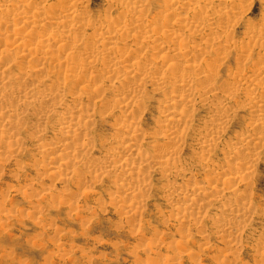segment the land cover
<instances>
[{"label":"rangeland","instance_id":"obj_1","mask_svg":"<svg viewBox=\"0 0 264 264\" xmlns=\"http://www.w3.org/2000/svg\"><path fill=\"white\" fill-rule=\"evenodd\" d=\"M7 1L9 2V0H7ZM156 1L158 3H160V0L159 1L156 0ZM156 1H154V2L152 1L150 3V5L147 7L150 12L154 11V14L157 12V8H156L157 6L155 4ZM10 2H12V1L10 0ZM48 2H50L52 5H54V7H57V6L59 7L58 4L60 2L58 0H49ZM194 2L195 1H192L191 3L193 4ZM50 3H48V4H50ZM64 3L65 2H63V3L61 2L60 4L65 5ZM82 3H84V4H82ZM79 4H81V5H79ZM247 4L248 5L245 6L247 8L244 7L245 10L243 9V11L241 12L242 15L240 16V18L242 21L239 24L233 26V29L230 30L231 32H228V33H230L229 34L230 35L229 41L231 42V40H233L232 43L233 44L235 43L236 45H238L240 42L243 44L242 40L246 39V36H245L246 32H244L246 30L243 27L246 28L248 26L249 27L253 26L255 28V27H257V25L259 26L260 24L263 23V22H261L262 20L264 21V18H263V16H264V9H263L264 0H253V1H250V3L248 2ZM77 6H80V7L82 6V7L80 8ZM153 6H156V7H153ZM85 8L87 9V11ZM105 8H106V11H105ZM154 8L156 9V11ZM215 8H219V6L217 5V6H215ZM23 9L26 10V8H23ZM73 9L75 10V11L73 10L74 12L78 13L79 11H85V13L87 14V15H85V13H84L82 20H81V23L83 20H86L83 22L84 23H87V22L90 23V21H91V24L94 23L93 24L94 26H101V25L103 26L112 17H113L112 19H114V17H115V19L117 20L116 16H113V15H116V13L115 12L112 13L113 11H111V12L109 11V9L106 7L105 0H81V3H78L76 6L74 5ZM82 9H85V10H82ZM109 13H110V15H112L111 17L109 16ZM106 15L109 17H107ZM86 17H89V19H87ZM261 17H262V19H261ZM102 19H104L105 21ZM115 19L112 21H115ZM99 20H101V21L99 22ZM115 22L120 25L121 20L119 23H118V20ZM84 23H82V24H84ZM246 23H247V25H246ZM121 25H122V23H121ZM8 27L9 26H6V27L0 26V32H1L0 38L1 39H2L1 36H3V33L5 34V32H6L7 36L12 35L11 37H14L15 40H16V37L19 38L18 42H22L24 40H25L24 43L26 42V38L29 37V32H30L29 29L28 30L25 29L23 31L25 33L20 32L21 34L20 33L19 34L22 35V37L21 36L18 37V35L13 36L14 34L10 33L11 30ZM24 27H27V25H25ZM5 28L9 29L10 31L5 29ZM1 29L2 30L4 29V30L2 31ZM92 30H91V28L81 29L78 31L76 29L75 30L71 29V31L68 32L69 34L67 33L68 34L67 35L68 36V40H67L68 42L66 41L67 43L65 42V44H67L68 46L66 45L67 46L66 48L59 50V51H54L53 46H52L51 49H48L46 51L45 55L49 56V57L45 56L46 60H44V59L40 60L41 56L39 57L38 60L35 59V61H32L30 59V57L29 58H20V60L18 59V61H19L18 65L13 66L9 70L10 73L11 72L13 73L15 70L17 71L23 65L26 67L27 66L31 67V66H34L38 63L39 64L38 66L41 67V70L43 67L45 69L43 68V70H44V71L42 70L43 73L40 72L39 74L35 75L34 78H36L37 80L39 79L41 81V83L44 82V80H45V82L42 83V86L46 85L47 88H46V86H43V87H45L44 89L50 90L52 88V86L54 85L52 80H54L56 86L58 85L60 91L62 89V91L64 92L65 90H63V88L68 89V90H66V92H64V93L62 92L63 95H67V97H66L67 100L64 98L65 101L63 100V103L68 107L72 106L71 101H68L69 100L68 99L69 93H81V95L83 94L82 95L83 96L82 103H84L83 105H86L88 107L90 106L89 109L91 108L90 110H93V111H91L93 117H91V119H90V121H91V123L89 125L90 127L88 126L89 131L87 130L86 131L87 134L84 135L86 137L81 138L84 136H80V137L76 136L68 144V146H72V145L75 146V143L76 142L79 143V141H81V143H79V144H82V142H83V144L84 143L88 144L87 149L85 150V153L82 152V154H81L78 152L79 154L74 155V158H76L75 160L77 161V163L74 160L72 163V166H71V168L73 167L74 172L76 171L75 173H79L78 175H80V173H82V174L78 177L77 174L75 175V173H71V172L69 173L67 171L66 173H64L65 176L64 175L60 176L61 180H59L60 177L58 178L57 175H56V177H57L56 178L54 175L47 173L49 170L50 171L52 170V168L55 166L56 161H58V159H60V157L57 156L55 158H52V160H49L48 156L53 155V152H54L53 150H51L52 151L51 154H50V151H48L49 154L47 153L46 155L45 154L42 155V152H40L42 144L44 145L46 143L44 146L51 145L54 147L55 145H53V144L56 143V141L60 139L59 138L60 136L58 134V132H59L58 127L59 126H57V124H56L57 121L54 123L55 120H52V121L49 120V122H46L44 124L45 126H43V127H45V128H43L41 126L36 127L37 125H35V123H34L35 126L32 124L33 120L35 118H33V120H30V118L25 117L21 120V122H23V123L19 124V127L21 126V128H19L17 130V139L19 141L17 140V142L14 144L17 146V149L15 148L16 146L14 147L13 144L10 147V149H12V147H13L14 150L16 151V153L13 152V153L9 154L11 156H6L3 158H0V168H1L0 169V190H1L0 191V193H1L0 194V214H1L0 215V225H1L0 226V264H192V263L193 264H196V263L197 264H214V263L215 264H245V263L246 264L247 263L248 264H253V263L254 264H256V263L260 264V261H259L260 259H261V263H262V261L264 262V258L262 260V256L259 258V256L261 255L260 254V245H261V242L263 241L261 232L264 231V223H263L262 218H261V214L264 212V135H263L264 131L261 132L260 130H258V131L256 130L257 135L261 136L260 139L262 138V140H259V141H262V142H260V145L262 144V146H257V144L256 145L254 144L252 146L249 145L250 148L248 149V151L250 149L251 150L253 149L252 151H255L257 153V155L255 153L254 156L252 157V161L253 162L255 161V163H250L251 164V171H249V173L245 175V178L247 177L245 180L247 183V187L243 188L242 184L238 183V188H239V190L241 189L240 192H242V193L244 192V194H245V199L243 201L246 204H248V203L251 204L250 205L251 207L249 206V204L247 205L250 207V208L248 207V209H249L248 214L249 215L251 214L250 216H248V218L249 219L251 218V219H250V221H249V219H247V221H246V219L244 221H242L241 225H245V226H240L241 229L240 228L239 229L241 231L239 229L236 231L239 235L236 232L233 233L234 235L232 234L235 237L237 235V237L239 238L238 239L236 237V239H235V237H234V240L239 241V243L236 241L237 245H238V248H236V250L231 249L228 246H226L222 237L220 238L219 236H217L216 233H214L215 232L214 231L215 229L213 227L214 224L211 223L214 221L213 219L215 218L214 213H213L214 212L213 209H214V206L217 204L213 199L215 198V200H217L220 196H216V195L209 196L208 198L209 199L211 198V199L210 200L208 199V201H207L208 204L205 207L204 206L200 207L199 213H197L195 215H191L190 217L188 215L187 216L188 218L186 217L184 219H182L183 217H181L180 222H179V216L181 214L176 211L177 209L181 208V206L184 205L185 202H188L187 199L189 198V194H190V192H189L190 190H188V189H190L189 187L191 184H195V182H197V183H202V184L206 183L205 185H207V184L213 185L218 180V182L220 184L218 182L216 184L219 186V185L223 184L221 182L222 178L219 177V174L223 173L226 170L224 168H227V170H229L228 171L229 173L232 171L234 172V170L237 169V168L234 170L231 169L232 165L229 164L231 161L233 162V159L235 156H232L230 150L228 149L229 148L228 144L236 143L235 141L236 140L238 141V138L244 136L247 127H250V125H251L252 119L250 117L251 115L248 114V110L247 109L244 110V108L241 107V105L247 101V98L244 97V96H246L244 94L245 93L244 89H248L250 87L248 85H245L247 83H240V84H236L238 87L236 90L235 89L236 86L234 85L235 86V88H234V86L232 85L233 79L235 80L237 78L236 75H238L241 70H242L241 71L242 74L240 72V74L238 76L241 75V76L247 77V74H248L249 78H252V76H255L256 77L255 83L258 82L260 85L258 88L261 87L260 88L261 91L260 90L258 91V89H257V90H255L256 91L255 94L256 95L260 94L261 96L258 95L260 98L264 96L263 95L264 92L262 94V91L264 90V75L257 74L258 73L257 72L258 64H259V62H261L260 60H258L257 57L259 56V59H263L262 58L264 56V54H263L264 53V47H262L263 45L261 46L262 48L260 50H259V48H254V49H251L252 51L251 50L250 51L245 50V52H242L241 54L238 53L239 56L244 55L245 57H248V59L250 58L248 62L246 60H245L246 62L242 60L244 56L243 57L240 56V57H242V58H240V60L242 62L239 61V58H238L239 56H236V54L233 53L234 51L233 52L230 51L229 44H228V47H224V46H223V48L218 47L217 48L218 52H216L217 49L215 47H214V49H212L213 46L210 47V50L211 49L214 50V52L218 53L220 56L219 61H217V62L215 61L218 66L216 67V65H214L215 62L211 66V67H213V69L215 71H217L218 82H217V79H215V81H214L215 85L214 86L217 88L218 93L219 94L221 93L220 95H225L226 93L223 91L227 90V88H231V86H232V89L234 88L236 90V91H234V92H236L235 94L238 95V97H237L238 102L241 101V102H239L240 105L236 101L235 102L233 101L232 104L231 103L229 104V106H231L234 111L230 107V109L225 112L228 119H226L223 122L225 125L221 123L220 124L221 126L219 127L220 128V134H221V132H223V133L221 135L218 134L219 136L217 135L218 138L215 140L216 142H214L212 144L213 147H209L210 149H208L209 151H206V153L204 151H201L202 150V148H200L201 144L198 141L201 140V137H204V132L207 131V129L204 128L205 127V121L208 119L209 116L211 117V114L212 115L214 114V110L211 109V111L210 110L208 111V109H210V107H202L200 104H197L196 107L198 105L200 107V108L194 107V110H197V111H194V110L189 111L188 115L186 114L187 120H189V122H185V123H187L186 125L184 124L183 126H180V130H179V128H177L178 130L176 129V132H174V135L180 136L182 134V138L180 136L177 139L178 142L176 141L177 143H179V145H177L179 149L177 148L173 154L174 159H176V162L174 160L175 163L171 164L173 166V168H172L173 171H172V169H170L172 167L171 165L168 167V171L170 172L171 175L169 174V176H167L168 174L161 173L158 170H152V168L149 169L148 173L147 172L138 173L137 178H139L140 180H143V179L146 180V181L143 180L142 183H144V185L147 187V190L145 191L144 196H142L136 200L137 202H140V203H138L136 206H134L135 207L134 209L130 208V210H129V208L125 209L124 207L130 202H127V200H125L124 198L121 200L122 197L120 198V196L118 195L117 190H116V184H117L116 181H117V179H120L119 177L114 176V175H110V174H106V173L104 174V172L102 170H99L98 173H91L90 170L89 171L87 170L89 172V173H87V171H86V169H88V165L91 164V162L92 163L95 162L94 164H96V163L99 164L100 161L102 160L103 156L106 154V152L111 147L113 148L114 144H116L115 141L117 140V138H114V137H116V136H114L115 135L114 134V128H115L114 124L117 123L118 119H119V121L121 120V118H120V116L122 115L120 113L121 109L115 110V113L113 115L111 114V116L108 115L110 113L107 114L108 116L105 114L106 115V117H105L104 112H102V111L106 112V110H102L100 105H102L104 107L103 109L108 107L107 105H110L112 103V99H113V97H112L113 93L111 94V89L119 91V90H123V88L118 87L117 84H112L113 83V79L111 78L112 76L108 77V78H107V76H105L107 74V73H105V62L99 61V58H98L99 55H98V57H97V55L95 56L97 62H95L93 64V67L90 70H88V71H91L90 72L91 74L90 73H82V70L79 68V66L81 65L79 63H81V61H78V59L80 60V58L82 57V54L84 55V53L86 52L85 47H87L89 43L85 44V42H82V41H84L85 38L88 36L90 37V44H93L95 46V48L98 50L101 49L98 52L104 53V52H106V50L108 52L111 49V51H109V52H114V53L118 54V52L123 53L125 51L123 53V55H125V54H126L125 56L131 55L130 57L129 56H127V57H129L130 59L132 57L133 61L127 60L128 61V63L126 62L127 64H129V62L130 63L134 62L135 59L138 57L137 55H139V57L140 56L142 57V55H143L145 57H142L141 60L139 59L142 63L147 64V63L154 61L155 63L158 64L160 69L161 68L163 69L164 68V62L160 61L161 60L160 57H163V56H161L159 54L156 55L154 52H156V53H158V52L156 50H151L150 48L143 50L142 48L146 47V46H142V48H141L142 50L132 48V47H135L136 44H134L135 43L134 39H129V38H127V40H126V39H122V38L118 37L119 39L124 40V41L120 40L122 45L120 44L119 39L117 38L114 40V42L116 41L119 43H113V44L119 45V46H114L112 44V45H109L110 47L108 48L107 44L96 43V40H94V38H96L97 33H99V32L97 31V29H94L95 33L97 31V33L95 35V33H93ZM27 31H29L28 34H26ZM34 31L35 30H32L33 34L37 35L36 34L37 32H34ZM7 32H8V34L9 33L10 34L8 35ZM39 33L44 35L45 31L42 32V30H38V34ZM71 35L74 38H76L77 40L73 39V37ZM93 35H95V36H93ZM79 36H81L82 38ZM91 36H93V37H91ZM192 36L193 37L191 39L192 40L194 39L193 40L194 45L197 43L199 44V42L201 40L200 36L198 35L197 36L198 38L194 35H192ZM244 36H245V38H244ZM20 37L23 40H20ZM32 37H33V35H32ZM77 37H79V38H77ZM33 38H31V39L27 38V42L28 41L30 42V40L34 41L38 37H35L34 40H33ZM58 39H60V38H58ZM69 39H71V41H69ZM198 39H199V41H198ZM125 40L127 41V43H125L126 42ZM130 40L133 41L134 43L131 42ZM235 40L238 42V44H237V42H234ZM70 42H71V44H70ZM78 42H79V44H78ZM123 42H124V44H123ZM72 43L74 45H72ZM130 43H132V44H130ZM241 43H240V45H241ZM69 44L71 45V47ZM80 44L83 45V47L80 46ZM7 45H9V44H7ZM75 45H77V47ZM102 46L105 48H103ZM113 46L115 47V50H114ZM117 47L119 48L120 51H117V49H118ZM123 47H125V50L120 49ZM128 47L131 50L133 49L132 51L134 53H132V51ZM67 48H71V49H69L67 52H65L67 50ZM126 48L129 51H127ZM72 49L76 50V51L81 49L82 51L80 50L81 53H79V54H78L79 51L78 52L73 51V54H75L74 52H76L78 55L75 54V55L71 56L72 52L70 53V50L72 51ZM206 49L209 51L208 48H206ZM206 49L204 51L207 53ZM138 51H140V53ZM144 52H146V53H144ZM137 53H139V54H137ZM232 53L234 56L232 55ZM69 54L71 57H73V59L76 60V62H75V60H72V62L70 60L67 61L66 58L68 57V59H69V57H70ZM261 54H263V55H261ZM76 55L77 56L80 55L81 57L79 56L80 58L78 57L76 59V57H77ZM118 55L121 56L122 54H118ZM133 55L134 56L136 55L137 57L135 56L136 58L135 57L133 58ZM221 55H223V56H221ZM194 56L195 55L191 56L192 58L190 59L193 64L196 62L197 63L199 62V60H197L198 58H196V56L195 57ZM202 56L203 55H201L199 57H202ZM167 57H169V54H167ZM205 57H207V56H205ZM236 57H237V59H236ZM151 58L153 59V61ZM61 59H64V60L62 61ZM251 59L255 63H253ZM162 60H163V58H162ZM236 60H237L238 65L236 63ZM250 61L252 64L250 63ZM58 62H61V63H58ZM67 62H71V63L67 64ZM77 62H79V63H77ZM218 63H220V65ZM62 64L65 67H66V65H68V66L65 68ZM101 64H102V66H101ZM72 65H73V67H71ZM95 65L96 66L98 65V66L96 67ZM161 65H163V66H161ZM18 66H19V68H17ZM56 66H57V68H56ZM59 66H61V67H59ZM235 66L237 69H235ZM62 67H63V70L60 69ZM102 67H104V68H102ZM64 68L67 69V71ZM96 68H97V70H96ZM79 69H80V71H79ZM100 69H102L104 71L101 70L102 71V73H101V71H99ZM252 69H256V70L254 71ZM68 70L71 72H69ZM62 71H63V73H61ZM233 71H235V72H233ZM236 71L238 74L236 73ZM68 72H69V74H68ZM72 72H73V74H72ZM230 72L232 73V75H230ZM252 72H254V75ZM51 73H52V75H51ZM55 73L56 74L58 73V74L56 75ZM119 73H121V72H119ZM119 73H117V74H119ZM243 73H244V75H243ZM250 73H252V74L249 76ZM64 74L67 75L68 78H65L67 76H65ZM39 75H41V77H42L41 79H40ZM70 75H71V77H70ZM103 75L107 79H105L103 77ZM151 75H154V74H151ZM234 75H235V77H234ZM53 76L55 79L53 78ZM72 76H74L75 78L77 76L76 80ZM95 76H97L99 78H96ZM230 76L231 77L233 76V79L229 78ZM44 77H46L48 80H51L52 83L50 81L49 82L46 81L47 79L46 78L44 79ZM60 77H62V78H60ZM69 77L72 79L74 78V80L72 81V79H70ZM248 77H247V79H248ZM95 78H96V81H95ZM219 78H221V79L223 78V79L219 80ZM66 79H68L72 83L71 82L69 83V81H64ZM77 79H80L83 83L80 82V80H79V82L81 84L80 83L77 84L78 83ZM91 79H93V80H91ZM100 79H101V81L99 82ZM39 80H38V82H39ZM56 80L57 81L59 80L58 83L56 82ZM91 81H93L92 85L94 83L96 84V82L98 85L90 86ZM33 82H34V79L27 81L26 85L31 84ZM46 82H47V84H46ZM65 82H67L68 85L71 84V86H68ZM226 82H227V85L225 84ZM73 83H75V84H73ZM86 83H87V86H86ZM229 83L230 84L232 83L231 86L229 85ZM234 83H235V81H234ZM64 84H66V85H64ZM109 84L110 85L112 84L113 86H110ZM217 84H218V86H217ZM23 85H25V82ZM60 85H64V87H62V86L60 87ZM202 85H204V83ZM228 85L230 87H225ZM65 86H68L71 88L73 87V88H75V90H73V88L70 89V88L65 87ZM98 86H99V88H98ZM218 87L220 88L221 91L219 90ZM92 88H94V89H92ZM88 89H90L91 92H92V90H94V92L91 93L90 90H88ZM240 89H242L243 92L241 90L240 95H239L238 92ZM69 90H71V91H69ZM98 90L101 91L100 92L101 95H99ZM166 91L168 93L167 89H166ZM142 93H144V94H142V98H144V99H141L142 103H144V102H146V103H144V105L142 103H140V106H139V104H137V105H133V107L132 106L130 107V110H132V113L130 111L132 119H130L129 121L133 122V120L135 119L137 122V124H136V122L134 120L135 124L136 125L139 124L138 125L139 128L141 126L140 135H138L137 137L134 138V140H135L134 145H136L135 146L136 149L141 151L140 153H142V155L143 154H144V156L149 155L148 156L149 158L153 157V159H157V157L160 156L164 152V148L167 147L166 145H168V144H165L163 142H159L160 141V140H158L159 135L156 133L157 130H156V132L154 130L157 128L156 126L159 124L160 112L162 110V106L160 105V102H161L162 98L164 97V93H162V95H161L160 92L154 91V90L152 91L151 88H148V87L143 89ZM158 93H159V95H158ZM94 94L96 96H94ZM241 94H243V95L241 96ZM92 95L94 97H92ZM97 97H100V98H97ZM101 97L102 98L105 97L104 100ZM84 98H86V99L84 100ZM88 99H90L91 101ZM105 99H106V101H105ZM262 99H264V97L261 98V100ZM101 100L103 101V103H101L102 102ZM93 101H95L96 105H92ZM99 101H101V102H99ZM217 101H218L217 99H216V101L214 100V102H212V104L214 105ZM104 102L106 104H104ZM107 102L109 104H107ZM61 103L59 104V102H57L56 103V104H58L57 106H56V104L53 105V109L55 112H58V111L59 112L61 111V113L64 112L63 109H64L65 105L61 104ZM88 103H90L91 105ZM141 104L143 107L141 106ZM105 105H106V107H105ZM96 106L97 107L99 106L98 108L101 109V111ZM238 106L240 109H237ZM139 107H140V109H139ZM95 108H97L98 110ZM134 108H138V109L134 110ZM94 109L96 111V115L94 114L95 113ZM118 111H119V113H118ZM138 111H140V112H138ZM245 111H247V112H245ZM88 112H90V111H88ZM193 113H194V115H193L194 119H192ZM132 114H134V115H132ZM230 114L232 116H230ZM107 117H109V118H107ZM92 118H94V120ZM188 118H190V119H188ZM24 119H26L27 122ZM104 119H106V120L104 121ZM28 120H30V121H28ZM190 120H191V123H190ZM192 121L194 122L193 124H192ZM157 122H158V124H157ZM25 123H27L29 125H26ZM47 123H49V124H47ZM155 123L157 125H154ZM110 124H112V126ZM248 124H249V126H247ZM22 125L23 126L26 125V126H24L22 128ZM223 127H225L224 131H223ZM37 128H43L44 129V131L41 129L40 139L34 138L35 131L37 130ZM142 132H143V134H142ZM179 133H181V134L179 135ZM241 133H242V135H241ZM206 134H207V132H206ZM87 135H88V137H87ZM149 135H150V137H149ZM153 135L154 136L157 135L156 136L157 138L155 137L157 140L154 139ZM123 136H125V135L124 134L121 135L122 138L119 139L120 142L124 140ZM235 136L236 137L238 136L237 139ZM139 137L141 139H139ZM86 139H88V140H86ZM113 139H115V140H113ZM137 139H139L140 141L139 140L137 141ZM195 139H197V140H195ZM227 139L229 142L227 141ZM153 142H155V144ZM149 143L152 144L153 146L150 145ZM257 143L259 145V142H257ZM164 144H165V146H164ZM198 144H200V145H198ZM215 144H217V145H215ZM78 145L76 144V146H78ZM111 145H113V146H111ZM214 146H215V148H214ZM167 148H169V145ZM162 149H163V152H162ZM2 150H4V149L2 148L1 152H2ZM245 150H246V146H245ZM251 150L248 152V155H250V152H252ZM158 153H159V155H158ZM244 154L245 155L237 156V158H241L243 156L241 158V160L242 159L246 160L247 152ZM199 155H201V156H199ZM155 156H156V158H155ZM202 156L205 157L206 159L203 158ZM36 157H37V159H36ZM41 157L43 158V160L41 159ZM62 157L64 158L65 156H62ZM79 157H80V159H79ZM256 157H257V159L254 160L253 158H256ZM225 158H226V160H225ZM204 159H205V161H204ZM226 162H227V164H229V166L226 165ZM222 163L225 165H223ZM86 164H88V165H86ZM174 165L176 168L174 167ZM210 165H212V166H210ZM75 166H78L79 168H77V167L75 168ZM205 166L210 168V169H208V170H210V173L208 172V170ZM229 167H230V169H229ZM176 169H177V172H176ZM215 171L216 172L219 171V173L217 174ZM236 171H237V174H239V172L242 173L240 170H236ZM142 173H144V174H142ZM229 173H228V175H229ZM67 174L69 176H67ZM73 174L75 175L74 177H73ZM85 174H87V175H85ZM89 174H91V176ZM92 174L100 176V177H97V179H95L96 176H92ZM172 174H173V176H172ZM224 174L226 175L227 172L225 171ZM209 175H212L211 176L212 179L210 178ZM70 176L72 179L70 178ZM93 177H94V179H93ZM74 178H75V180H74ZM167 178L169 181H171L170 182V184L172 185L171 187H174L176 190L181 189L182 193L184 191V193L182 194L183 196L187 195V194L188 195L184 196L182 198H175V196H173L174 194L173 195L171 194L172 193L171 190L174 188L170 189V185H168V187H167V183H168V182H166ZM208 178H210L212 181L210 179L208 181L207 180ZM214 178L216 179L215 181L213 180ZM203 180L205 181V183H203ZM247 180H249V181L247 182ZM75 183H77V184H75ZM226 185H227V183H226ZM61 189L62 190L66 189L67 191H70V194L72 192L73 193L70 196L67 195L68 197H66V196L63 197ZM87 191H89L90 193H88ZM28 193H29V195H28ZM44 193H46V196ZM83 193L85 195L86 194L87 195L84 196ZM246 193L250 196V198L248 195H246ZM249 193H251V195ZM42 195H44V196H42ZM114 197L115 198L117 197L116 199L118 201ZM224 197L221 198V199H224V201L225 200H229V201L231 200V198L228 197V195H226ZM246 198H247V201H246ZM119 200L121 202H119ZM126 202H127V204H126ZM100 203H102V204H100ZM104 204H106V205H104ZM108 205H109V207H108ZM172 207H177V209L172 208ZM209 209H211V210H209ZM99 210L102 212H100ZM1 211L3 212L4 216H2ZM10 214H11V217L9 216ZM131 214H132V216H131ZM125 216H126L127 220H125ZM192 219H193V221H191ZM199 221H200V223H198ZM178 222H179V224H178ZM244 222H247V223L244 224ZM1 223H3V224H1ZM199 224H201L202 226ZM209 224L211 225V227ZM196 227H198V228H196ZM189 228H191V229H189ZM200 232H202V233H200ZM259 234H261V235H259ZM239 245H241V246H239ZM167 246H169L170 249ZM147 248H149V249H147ZM149 251H151V252H149ZM185 253L187 254L186 256L188 257V255H189L191 257V259L188 260V258H190V257L187 258L185 256ZM225 253H227V256H225L226 255ZM253 253H255V254L253 255ZM233 254L235 256H233ZM211 256H212V258H211ZM214 256H216V257H214ZM7 257H9V258H7ZM232 257L234 258V260L231 259ZM220 258H222V259L225 258L226 262H225V260H222ZM44 260L46 263L43 262ZM151 260H152V262H151ZM229 260L232 262H230ZM154 261H156V263H154ZM145 262H147V263H145ZM262 264H264V263H262Z\"/></svg>","mask_w":264,"mask_h":264},{"label":"bare ground","instance_id":"obj_2","mask_svg":"<svg viewBox=\"0 0 264 264\" xmlns=\"http://www.w3.org/2000/svg\"><path fill=\"white\" fill-rule=\"evenodd\" d=\"M11 1L12 2H10V0H9V2L7 0H0V26H4V27L9 26L8 28H10V30H11L10 33L11 34L13 33L14 34L13 36L18 35V37L19 36L22 37V35H20L21 34L20 32H23L25 29H27V30L29 29L30 32L27 31V33H26V34H28V32H29V37H27V38L31 39L34 37L33 40L35 39V37H38V38H36L34 41L30 40V42L29 41L27 42V38H26L25 43H24L25 40L22 42H18L19 38L16 37V40H15L14 37H11L12 35L7 36L6 32H5V34L3 33V36H1L2 39L0 38V158L6 157V156H11L9 154H11L13 152L16 153L14 148L12 147V149L14 150L13 151L12 149H10V147L12 146V144L14 145L17 142V140H18L17 139V130L19 128H21V126L19 127V124L23 123V122H21V120L25 117L30 118V120H33V118H35L33 120L32 124L34 125V123H35V125H37L36 127L45 126L44 124L46 122H49V120H51V121L55 120L54 123L57 121L56 124H57V126H59L58 127L59 128L58 134L60 136L59 137L60 139L58 138L59 140H57L56 143L53 144V145H55L54 147L51 145L44 146L46 143L44 145L42 144L41 151H40V152H42V155L43 154L46 155L47 153L49 154L48 151H50V154H51V152H52L51 150H53L54 151L53 155H49V156L47 155L49 160H52V158H55L57 156L60 157V159H58V161H56L55 166L52 168V170L51 171L49 170L47 172L48 174L54 175L55 177L57 175V177L59 178L61 175H64V173H66L67 171L69 173L70 172L75 173L76 171L74 172L73 167L71 168L73 161L76 159V158H74V155H77L79 153L82 154V152L85 153V150L87 149V145H88L87 143L83 144V142H82V144H79V143H81V141H79V143H77L75 141L76 142L75 146L72 144H71L72 146H68L69 142L74 137H76V136L80 137V136H84L85 134H87L86 131L88 130V126L91 123L90 119H91V117H93L92 112H91L93 110H90L91 108L89 109L90 106L88 107L86 105H83L84 103H82V101H83L82 95L83 94L81 95V93H69L67 91L69 93V95H68L69 100L68 101H71L72 106L71 107L66 106L63 103V100H64V98L66 99L67 95L62 94V92H63L62 89L60 91L58 85L57 86L55 85L54 80H52V81L56 87L52 84L53 85L52 88L50 90H48V89H44L45 87H43L46 85L42 86V83H44L45 80H44V82L41 83V81L39 79H38L39 80V82H38V80L36 78H34L35 75L39 74L40 72L43 73V71H44L43 70L44 67L42 68V70H43L42 71L41 67L38 66L39 65L38 63L34 66H31V67H29V66L26 67L24 65L21 66L19 64L21 66V68H19V66H18L17 68H19V69L17 71L15 70L16 71V72L14 71L15 73L14 72L10 73L9 70L13 66L18 65V62H19L18 59L20 60V58H29L30 57V59L32 61H35V59L38 60L39 57L41 56L40 60H42V59L46 60L45 59V56H47V55H45L46 51L48 49H51L52 46H53L54 51L62 50L68 46L67 44H65V42L68 40L67 35L69 34L68 32L71 31V29H74V30L76 29L78 31V30L87 29V28H91V30L93 29L92 30L93 33H95L94 29H97V31L99 33H97V31H96L97 36H96V38H94V40H96V43H99V44L100 43L101 44H107L108 48L110 47L109 45H112L113 43H119L120 40H122V39L127 40V38H129V39H134L135 43L131 40L130 41L133 42L134 44H136L135 47H132V48L141 49L142 46H146V47H143L142 49L144 50V49L150 48L151 50H156L158 52V53L154 52L156 55L159 54V55L163 56V57H160L161 58L160 61L164 62V68L163 69L162 68L160 69L158 64L155 63L152 58L151 59L153 62H150L147 64L142 63L140 60L142 59V57H145L143 55H142V57L141 56L139 57V55H137L138 56L137 57L135 55L137 58L133 55V58L134 57L136 58L135 61L131 62V63L129 62V64H127L128 61H130V60L133 61L132 57H131V59L129 58L131 55H127L129 57L125 56L126 54L123 55V53L125 52L124 51L123 53L118 52V54H122L121 56H119L118 54H116L114 52H109V51H111V49L108 52L105 49L106 52H104V53L98 52L101 49L98 50L95 48V46L93 44H90V37L89 36H88L89 38L86 37L85 40L82 41V42H85V44L86 43H89V44L87 47H85L86 52L84 53V55L82 54V57L79 55L81 58L79 56H77L79 53H81L80 52L81 49L78 50L79 52L76 50H73V49H72V51L70 50V53L72 52L71 56L77 54L76 52H78V54L76 55L77 56L76 59L78 57L80 58V60L78 59V61H81V63H79V62H77V63L81 64L79 66V68L82 70V73H90L91 72L88 70H90L93 67V64L95 62H97L95 56L97 55V57H98V55H99V57H98L99 61L105 62V73H107L105 76H107V78L112 76L111 77L113 79L112 84H117L118 87L123 88V90H119V91L111 89V94L113 93V96H112L113 99L111 98L112 103L110 105H107L108 107H106V105H105V107L107 109L106 108L103 109L104 107L102 105H100L102 110H106V112L102 111V112H104V115L105 114L107 115L108 113H110L108 115L111 116V114L113 115L115 113V110L121 109L120 110L121 111L120 113L122 114L120 116L121 120L120 121H119V119H118V121L116 120L117 123L114 124L115 128L113 127L114 128V134H115L114 136H116L114 138H117V140L115 141L116 144H114L113 148L109 147L110 149L109 150L107 149L108 151L106 152L105 155L103 154L104 156L102 155L103 158L99 164L96 163L97 164L96 165V164H94L95 162H93V163L91 162V164H89V165L86 164V165H88V169H86V171L90 170L91 173H98L99 170H102L104 172V174L106 173V174H110V175H114V176L119 177L120 179H117V181H116L117 182V184H116L117 193L120 196V198L122 197L121 200L124 198L125 200H127V202H130L128 204L126 202L127 205L124 207L125 209L126 208H129V210H130V208L134 209L135 208L134 206H136L138 203H140V202H137L136 200L138 198L144 196L145 191L147 190V187L144 185V183H142L144 179L140 180L139 178H137L138 173H140V172H147L148 173L149 169L152 168V170H158L161 173L168 174L167 176H169L170 172L168 171V167L171 164L176 162V159H174L173 154L176 151V149L178 148L177 145H179V143H177L178 142L177 139L180 136L182 138L181 133H179V135L180 134L181 135L178 136V135H174V132H176L177 128H179V130H180V126H183L184 124L186 125L187 123H185V122H189V120H187L188 112L193 111L194 107L200 108L199 105L196 107L197 104H200L202 107H210V109H208V111L209 110L211 111V109L214 110V114L213 115L211 114V117L209 116L208 119L205 121V127L204 128L207 129V131L205 130L207 132V134H206V132H204V137H201V140L199 139L200 141H198L201 144V147L199 146L200 148H202L201 151H204L206 153V151H209L208 150V149H210L209 147H213L212 144L214 142H216L215 140L218 138V136H219L218 134H220V128H219L221 126L220 124L221 123L224 124L223 122L226 119H228L225 112L230 109L231 106H229V104L230 103L232 104L233 101L238 102V100H237L238 95L235 94L236 92H234L238 88L236 84L247 83L245 85H248L250 88H248V89L243 88L245 90L244 94L246 95L244 97L247 98V101L246 102L244 101L245 103H243L241 105V107L244 108V110H246V109L248 110V114L251 115L250 117L252 119V122L250 121L251 122L250 127H247L246 131L244 130L245 131L244 136L238 138V141L237 140L235 141L236 143L228 144L229 145L228 149L230 150L232 156H235L234 159L232 158L233 162L229 161L230 162L229 164L232 165L231 169L234 170L237 168L236 170H240L242 173L239 172V174H237L236 170H234V172L232 171L229 173L228 172L229 170H227V168H224V169H226L225 171L227 172V174L226 175L224 174V172H225L224 170H223L224 171L223 173L219 174V177L222 178L221 182L223 183L222 185H219V186L216 184L218 182V180L213 185H208V184L205 185L206 183L204 180H203V183H205V184L195 182V184H191L189 187L190 189H188V190H190L189 191L190 192L189 198L187 199L188 202H185V204L182 205L181 208H179V209H177V207H172V208L177 209L176 211L181 214L179 216V222H180L181 217H183L182 219H184L188 215L190 217L191 215H195V214L199 213L200 207L201 206L205 207L208 204L207 201L209 199L208 198L209 196H213V195L220 196L217 200H215V198L213 199L217 203L215 206L213 205L214 209L212 208L214 211L213 213H214V217H215L214 219L212 218L214 221L211 222L214 224L213 227L215 230L214 229L213 230L215 231L214 233H216L217 236H219L220 238L222 237L226 246H228L231 249L236 250V248H238L237 242L239 243V241L234 240L235 236H233L234 235L233 233H235L240 228V226H245V225H241L242 221H244L245 219L247 221V219H249L248 216L251 215V214L250 215L248 214V212H249L248 207L251 204L248 203L249 206H247L248 204H246L243 201L245 199V194H244V192L243 193L240 192L241 189L239 190L238 183H241L243 188L247 187V183L245 181L247 177L245 178V175L248 174L249 171H251V164L250 163H255V161L254 162L252 161V157L254 156V154L256 152L252 151L253 149L252 150L250 149L253 153L250 152V155H248V152L250 151V150L248 151V149L250 148V146H252L254 144L255 145L257 144V146H262V144L260 145V142H262V141H259V140H262V138L260 139L261 136L257 135L256 130L257 131L260 130L261 132L264 131V99L261 100V98H263L264 96L260 98L258 96L260 94H257V95L255 94L256 93L255 90L258 89V91H259L261 88V87L258 88L260 86L258 82L255 83L256 82L255 76H252V78H249L248 74H247L248 79H247V77H244L241 75L238 76L242 70L240 72L238 71L239 74L236 71V73L238 75H236L237 78L235 80L233 79V76L229 77V78L233 79V84L232 83L231 84L233 86L234 85L236 86V88L234 86V88L236 90L234 88L232 89V86L229 83L231 88H227V90H224V91L222 90L226 94L224 93L225 95H220L221 93L219 94L217 88L214 86L215 85L214 81H215V79H217V71H215L213 69V67H211V66L214 64L215 61L217 62L220 59L219 54L216 53V52H218V49H217L218 47H220V48L221 47L223 48V46L228 47V44H229L230 51H232V52L234 51L233 53L236 54V56H239L238 53L241 54L242 52H245V50L250 51L251 49H254V48H259V50H260L262 47H264V21L263 20L262 21L260 20L263 23L260 24L259 26L257 25V27H255V28L253 26H251V27L248 26L246 28L243 27L246 30V31H244V32H246L245 33L246 39L242 40L243 44L241 42H240L241 45H240V43L238 44V42L236 40L234 42H237L238 45H236L235 43L233 44L232 43L233 40H231V42L229 41V36H230L229 34L230 33H228V32H231L230 30L233 29V26L239 24L242 21L240 18V16L242 15L241 12L243 11L244 7L246 5H248L247 3L248 2L250 3V1H253V0H160V3H158L156 0H105L106 7L109 9L110 12L113 11L112 13H114V12L116 13V15H113V16H116L118 23L121 20L122 25H121V23L119 25L115 22V21H117L115 19V17H114L115 21H112V20H114V19H112L113 18L112 17L110 19L111 21L110 20L107 21L106 24H104L103 26L102 25L101 26H94L93 25L94 21L92 22L93 24H91L90 20H89L90 23H88V22L84 23L83 22L86 20L82 21V23H84V24L81 23V20H82V17L84 15L85 11H79L77 13V12H74L75 10L73 9V6L74 5L76 6L78 3H81V0H58L60 3L65 2L64 3L65 5H61L60 3L59 4L57 3L59 5V7L57 5H56L57 7H54V5H52L50 3L51 1L48 2L49 0H15V1L11 0ZM152 1L153 2L156 1L155 4L157 7L153 6V7L157 8V12L155 14H154V11H152L153 12L152 13L147 8ZM192 1H195V2L192 4L191 3ZM47 2L50 4H48ZM82 4H84V3H82ZM79 5H81V4H79ZM217 5L219 6V8H215V6H217ZM77 7H80V6H77ZM23 8H26V10H24ZM245 8H247V7H245ZM85 9H82V10H85ZM263 9H264V7H263ZM86 11H87V9H86ZM105 11H106V8H105ZM155 11H156V9H155ZM85 15H87V14L85 13ZM109 16L111 17L112 15H110V13H109ZM109 16H107V17H109ZM86 18L89 19V17H86ZM263 18H264V16H263ZM104 19H102V20H104ZM261 19H262V17H261ZM100 21L101 20H99V22ZM25 25H27V27H24ZM246 25H247V23H246ZM5 29H7V28H5ZM7 30H9V29H7ZM32 30H35L34 32H37L36 33L37 35H34ZM38 30H42V32L45 31V34L44 35H42L40 33L38 34ZM8 32H7V34H8ZM23 33H25V32H23ZM96 33H95V35H96ZM0 35H1V32H0ZM32 35H33V37H32ZM95 35H93V36H95ZM192 35H194L196 37L198 35L200 36L201 40H200L199 44L197 43L194 45V42H193L194 39L193 40L191 39L193 37ZM93 36H91V37H93ZM245 36H244V38H245ZM21 37H20V40H23V39H21ZM79 37H81V36H79ZM79 37H77V38H79ZM118 37L122 38V39H119ZM58 38H60L61 40ZM117 38L119 39V42H116V41L114 42V40ZM73 39H76V38L73 37ZM199 39H198V41H199ZM69 41H71V39H69ZM122 41H124V40H122ZM125 43H127V41ZM7 44H9V45H7ZM70 44H71V42H70ZM78 44H79V42H78ZM120 44H121V42H120ZM123 44H124V42H123ZM130 44H132V43H130ZM72 45H74V44L72 43ZM75 46L77 47V45H75ZM80 46L83 47V45H81V44H80ZM114 46H119V45H114ZM212 46H213L212 49H214V47L217 49L216 52H214V50H212V49L210 50V47H212ZM70 47H71V45H70ZM103 48H105V47H103ZM123 48H120V49L125 50V47H123ZM206 48H208L209 51ZM69 49H71V48H67V50L65 52H67ZM205 49L207 50V53L204 51ZM114 50H115V47H114ZM126 50H127V48H126ZM73 51H76V52H74L75 54H73ZM117 51H120L119 48L117 49ZM127 51H129V50H127ZM138 52L140 53V51H138ZM132 53H134V52L132 51ZM139 53H137V54H139ZM144 53H146V52H144ZM233 53H232V55H233ZM167 54H169V57H167ZM263 54H261V55H263ZM193 55H195L196 58H198L197 59V60H199L198 63L196 62L193 64L192 61L190 60L192 58L191 56H193ZM201 55H203V56L199 57ZM69 56H70V54H69ZM71 56L69 57V59H68V57L66 58L67 61L70 60L72 62V60H75ZM205 56H207V57H205ZM221 56H223V55H221ZM240 56H242V55H240ZM240 56L238 57L239 61H241L240 58H242L244 55L242 57H240ZM47 57H49V56H47ZM162 58H163V60H162ZM257 58H258V60L261 61V62L258 61L259 64H258V68H257V72H258L257 74L264 75V56L262 57L263 59H259V56ZM236 59H237V57H236ZM249 59H248V57L244 56L242 60L243 61L246 60L248 62ZM61 60L63 61L64 59H61ZM71 62H67V64L71 63ZM75 62H76V60H75ZM216 62L214 65H216V67H217L218 65L216 64ZM252 62H253V60H252ZM58 63H61V62H58ZM236 63H237V60H236ZM250 63H251V61H250ZM253 63H255V62H253ZM218 64L220 65V63H218ZM237 65H238V63H237ZM67 66L68 65H66V67ZM101 66H102V64H101ZM161 66H163V65H161ZM59 67H61V66H59ZM71 67H73V65ZM56 68H57V66H56ZM102 68H104V67H102ZM60 69L63 70V67ZM80 69H79V71H80ZM235 69H237L236 66H235ZM65 70L67 71V69H65ZM96 70H97V68H96ZM101 70L102 69H100L99 71H101ZM252 70L255 71L256 69H252ZM102 71H104V70H102ZM102 71H101V73H102ZM69 72H71V71H69ZM69 72H68V74H69ZM119 72H121V73H119ZM233 72H235V71H233ZM52 73H51V75H52ZM61 73H63V71ZM117 73H119V74H117ZM252 73L254 75V72H252ZM252 73H250L249 76ZM72 74H73V72H72ZM151 74H154V75H151ZM241 74H242V72H241ZM230 75H232L231 72H230ZM243 75H244V73H243ZM39 76L41 79L42 78L41 75H39ZM65 76H67V75H65ZM97 76H95V77L99 78ZM70 77H71V75H70ZM72 77H74V76H72ZM103 77H104V75H103ZM234 77H235V75H234ZM45 78L46 77H44V79ZM53 78H54V76H53ZM60 78H62V77H60ZM65 78H68V76ZM74 78L73 79L70 78V79H72V81H73ZM76 78H77V76H76ZM76 78H75V80H76ZM96 78H95V81H96ZM104 78L107 79L106 77H104ZM32 79H34V82L26 85V82L30 81ZM220 79L221 78H219V80ZM77 80H78V83L76 82L77 84L82 82L80 79H77ZM79 80H80V82H79ZM91 80H93V79H91ZM46 81L51 82V80H48V79ZM58 81L56 80L57 83H58ZM64 81H69V80L66 79ZM100 81H101V79L99 80V82ZM234 81H235V83H234ZM24 82H25V85H23ZM70 82L71 81H69V83ZM92 82L93 81H91L90 86L98 85L97 82H96V84L94 83L92 85ZM217 82H218V79H217ZM227 82L225 83L226 85H227ZM65 83L67 84V82H65ZM87 83H86V86H87ZM203 83H204V85H202ZM46 84H47V82H46ZM66 84H64V85H66ZM73 84H75V83H73ZM112 84L111 85L109 84V85L113 86ZM64 85H60V87L61 86L64 87ZM229 85L225 86V87H230ZM68 86H71V84ZM68 86H65V87H68ZM217 86H218V84H217ZM146 87L151 88L152 91L154 90V91L160 92L161 95H162V93H164V97L162 98V100L160 102V105L162 106V110L160 112L159 124H158V122H157L158 125L156 123L154 124V125H157L156 126L157 128L154 130H155V132L157 130L156 133L159 135V137H158L159 138L158 140H160L159 142H163L165 144H168L169 148H167L168 145H166L167 147H165V148L167 150L164 148V152H163V149H162L163 153L160 156H158L157 159H153V157H151L152 158L151 159L148 157L149 155L148 156L146 155L147 156L146 157V156H144V154L142 155V153H140L141 152L140 150L135 148L136 145H134V142H135L134 138L137 137L138 135H140L141 126L139 128L138 127L139 124L136 125L137 122L135 119L134 120H135L136 124H135L134 120H133V122L129 121L130 119H132L131 114H130V111L132 113V110H130V107L131 106L133 107V105H137V104H139V106H140V103H142L141 99H144V98H142V94H144V93H142V91ZM46 88H47V86H46ZM68 88L72 89L73 87L72 88L68 87ZM98 88H99V86H98ZM92 89H94V88H92ZM166 89L168 90V93H167ZM63 90H65L64 92H66V90H68V89L63 88ZM73 90H75V88H73ZM88 90H90V89H88ZM219 90H220V88H219ZM241 90L242 89H240L238 92L239 95H240ZM69 91H71V90H69ZM90 92H91V90H90ZM92 92H94V90H92ZM98 92H99V95H101L100 94L101 91L98 90ZM242 92H243V90H242ZM263 92H264V90L262 91V94H263ZM158 95H159V93H158ZM242 95L243 94H241V96ZM94 96H96V95L94 94ZM94 96L92 95V97H94ZM97 98H100V97H97ZM104 98H102V99L104 100ZM85 99L86 98H84V100ZM216 99L218 101L213 105L212 102H214V100L216 101ZM88 100H90V99H88ZM101 101H99V102H101ZM105 101H106V99H105ZM55 102L56 103L59 102V104L62 102L61 104L65 105L64 109H63L64 112L61 113V111L60 112L54 111L53 105L56 104ZM239 102H241V101H239ZM101 103H103V101ZM144 103H146V102H144ZM144 103H142V104L144 105ZM88 104H90V103H88ZM104 104H106V103L104 102ZM107 104H109V103L107 102ZM142 104H141V106H142ZM57 105L58 104H56V106ZM92 105H96L95 101H93ZM239 105H240V103H239ZM97 108H95V109H97ZM95 109H94V111H95ZM101 109H99V110L101 111ZM135 109L137 110L138 108H134V110ZM139 109H140V107H139ZM231 109H232V107H231ZM237 109H240L239 106ZM88 111H90V112H88ZM194 111H197V110H194ZM138 112H140V111H138ZM245 112H247V111H245ZM118 113H119V111H118ZM94 114L96 115V111ZM134 114H132V115H134ZM106 115H105V117H106ZM193 115H194V113L192 114V119H194ZM230 116H232V115L230 114ZM107 118H109V117H107ZM92 119L94 120V118H92ZM106 119H104V121ZM188 119H190V118H188ZM24 120L26 121V119H24ZM30 120H28V121H30ZM191 120H190V123H191ZM193 123L194 122L192 121V124ZM25 124L29 125L27 123H25ZM47 124H49V123H47ZM26 125H24V126H26ZM110 125L112 126V124H110ZM24 126L22 125V128ZM247 126H249V124ZM43 128H45V127H43ZM43 128H37V130L35 131V136L33 135L34 138L40 139L41 129L44 131ZM224 128L225 127H223V131H224ZM222 133L223 132H221V134ZM122 134H124L125 136H123L124 140L120 142L119 139L122 138L121 137ZM142 134H143V132H142ZM241 135H242V133H241ZM156 136H154L155 140H157ZM85 137L86 136L81 137V138H85ZM87 137H88V135H87ZM149 137H150V135H149ZM237 137H236V139H237ZM139 139H141V138L139 137ZM139 139H137V141ZM86 140H88V139H86ZM113 140H115V139H113ZM195 140H197V139H195ZM227 141H228V139H227ZM257 142H259V145ZM153 143L155 144V142H153ZM76 144L77 145L79 144V145L76 146ZM165 144H164V146H165ZM200 144H198V145H200ZM150 145H152V144H150ZM215 145H217V144H215ZM15 146L16 145H14V147ZM111 146H113V145H111ZM245 146H246V150H245ZM2 148L4 150H2V152H1ZM15 148L17 149V146ZM214 148H215V146H214ZM246 152H247V155H246L247 158L245 157L246 160H244V159L241 160V158L243 156L241 158H237V156L245 155L244 153H246ZM158 155H159V153H158ZM256 155H257V153H256ZM62 156H65V157L63 158ZM156 156H155V158H156ZM199 156H201V155H199ZM257 157L253 158V159L255 160V159H257ZM203 158H205V157H203ZM36 159H37V157H36ZM41 159L43 160L42 157H41ZM79 159H80V157H79ZM205 159H204V161H205ZM174 160H175V162H174ZM225 160H226V158H225ZM76 163H77V161H76ZM229 164H227V162H226L227 166H229ZM223 165H225V164H223ZM210 166H212V165H210ZM76 167L79 168L78 166H75V168ZM174 167H175V165H174ZM230 167H229V169H230ZM172 168H173V166L170 169H172ZM206 168H207V170L210 169L209 167H206ZM88 171H87V173H89ZM172 171H173V169H172ZM219 171L218 172L215 171V172L218 174ZM176 172H177V169H176ZM208 172L210 173V170H208ZM228 173H229V175H228ZM68 174H67V176H69ZM76 174L78 175L79 173H75V175ZM81 174L82 173H80V175ZM142 174H144V173H142ZM75 175L73 174V177ZM80 175H78V177ZM85 175H87V174H85ZM89 175L91 176V174H89ZM212 175H209L211 179H212V177H211ZM92 176H96L95 179H97V177H100V176L93 175V174H92ZM172 176H173V174H172ZM70 178H71V176H70ZM168 178L166 179L167 180L166 182H168L167 187H168V185H170V189L174 188V187H171L172 186L170 184L171 181H169ZM210 178H208L207 180L209 181ZM93 179H94V177H93ZM59 180H61V177L59 178ZM74 180H75V178H74ZM213 180L215 181L216 179L214 178ZM144 181H146V180H144ZM248 181L249 180H247V182ZM226 183H227V185H226ZM75 184H77V183H75ZM171 191H172L171 194L172 195L174 194L173 196H175V198H182V197L188 195L187 194V195L183 196L182 194L184 193V191L182 193L181 189L176 190L174 188ZM61 192H62L63 197H65V196L68 197L67 195L70 196L73 193L72 192L70 194V191H67L66 189L65 190L63 189ZM87 192L90 193L89 191H87ZM46 193H44L45 196H46ZM225 194L231 198L230 201L229 200L224 201V199H221L222 197L226 196ZM249 194L251 195V193H249ZM28 195H29V193H28ZM83 195L86 196L87 194L85 195L83 193ZM246 195H248V194L246 193ZM42 196H44V195H42ZM249 198H250V196H249ZM246 201H247V198H246ZM119 202H121V201L119 200ZM100 204H102V203H100ZM104 205H106V204H104ZM108 207H109V205H108ZM209 210H211V209H209ZM100 212H102V211H100ZM2 216H4L3 212H2ZM9 216L11 217V214ZM131 216H132V214H131ZM261 218H262V221L264 223V212L261 214ZM250 219H249V221H250ZM125 220H127L126 216H125ZM191 221H193V219ZM179 222H178V224H179ZM3 223H1V224H3ZM198 223H200V221ZM246 223L247 222H244V224H246ZM199 225H201V224H199ZM210 227H211V225H210ZM196 228H198V227H196ZM189 229H191V228H189ZM200 233H202V232H200ZM261 233H262V240L263 241L261 242V245H260V254L261 255L259 254L260 255L259 258L262 256V260H263V258H264V231H262ZM259 235H261V234H259ZM236 237H237V235H236ZM236 237H235V239H236ZM239 246H241V245H239ZM167 247L169 248V246H167ZM147 249H149V248H147ZM149 252H151V251H149ZM225 254H226L225 256H227V253H225ZM254 254L255 253H253V255ZM186 255L187 254L185 253V256ZM233 256H235V255L233 254ZM188 257H190V256L188 255ZM214 257H216V256H214ZM7 258H9V257H7ZM211 258H212V256H211ZM189 259H191V257L188 258V260ZM220 259H222V258H220ZM231 259L234 260L233 257ZM222 260H225V258ZM259 261H260V264L264 263L263 261L261 263V259ZM43 262H45V260ZM151 262H152V260H151ZM225 262H226V260H225ZM230 262H232V261H230ZM145 263H147V262H145ZM154 263H156V261H154Z\"/></svg>","mask_w":264,"mask_h":264}]
</instances>
